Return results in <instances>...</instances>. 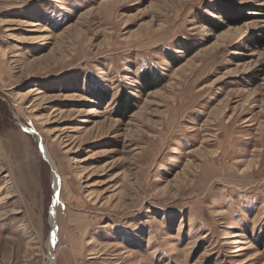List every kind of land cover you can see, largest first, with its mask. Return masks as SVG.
Listing matches in <instances>:
<instances>
[{
	"label": "rangeland",
	"instance_id": "obj_1",
	"mask_svg": "<svg viewBox=\"0 0 264 264\" xmlns=\"http://www.w3.org/2000/svg\"><path fill=\"white\" fill-rule=\"evenodd\" d=\"M51 256L264 264V0H0V264Z\"/></svg>",
	"mask_w": 264,
	"mask_h": 264
},
{
	"label": "bare ground",
	"instance_id": "obj_2",
	"mask_svg": "<svg viewBox=\"0 0 264 264\" xmlns=\"http://www.w3.org/2000/svg\"><path fill=\"white\" fill-rule=\"evenodd\" d=\"M43 150V154L44 156L47 158V160H49L51 162V164L53 165V169H54V176H55V191H56V194H55V200L57 202L58 200V196H59V187H60V180H59V174H58V171L56 169V166L52 160V158L50 157V154H48L45 150V148H42ZM52 220H54V209H52ZM54 226V225H53ZM54 233L55 231L52 232V235H51V238L53 239L54 238ZM51 245V244H50ZM47 264H54V261H53V257L51 256L50 260L48 261Z\"/></svg>",
	"mask_w": 264,
	"mask_h": 264
},
{
	"label": "trees",
	"instance_id": "obj_3",
	"mask_svg": "<svg viewBox=\"0 0 264 264\" xmlns=\"http://www.w3.org/2000/svg\"><path fill=\"white\" fill-rule=\"evenodd\" d=\"M122 96V95H121ZM121 96H120V98H121ZM132 100H133V98H132V96H130V95H128L126 98H125V101L123 102V106L122 107H124V110H126V111H130V109H131V104H132Z\"/></svg>",
	"mask_w": 264,
	"mask_h": 264
}]
</instances>
